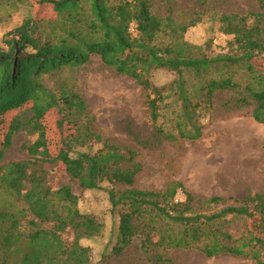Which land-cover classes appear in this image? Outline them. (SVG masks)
Returning a JSON list of instances; mask_svg holds the SVG:
<instances>
[{
    "label": "trees",
    "instance_id": "16d2710c",
    "mask_svg": "<svg viewBox=\"0 0 264 264\" xmlns=\"http://www.w3.org/2000/svg\"><path fill=\"white\" fill-rule=\"evenodd\" d=\"M156 1L31 0L35 6H49L55 17L31 14L5 34V46L0 48V129L14 113L7 146L20 132L36 139L23 146L26 159L0 166V264L92 263L90 248L82 240L100 235L104 224L80 210L71 185L53 187L44 164L56 162L64 164L83 190L102 189L105 181L112 185L107 189L109 202L119 215L115 255L138 241L155 264L167 261L169 253L177 250H196L208 257H248L254 264H264V193H249L227 204L219 196L197 197L179 181L161 190L137 187L143 166L135 160V152L76 121L87 114L79 93L67 84H48L49 78L99 56L106 67L134 78L143 88L155 142L199 139L198 109L220 91L237 92L236 105H252L253 118L264 125V64L260 63L264 12L220 15L223 33L232 36L231 53L211 56L185 39L189 28L202 21L209 0H195L202 10H196L189 21L179 19L176 8L160 15ZM233 65L247 72L246 84L230 72L211 73ZM160 69L177 72V79L168 86L154 84L152 74ZM189 72L199 80L196 85L203 101L190 93ZM171 98L179 106L174 131L160 122ZM54 111L60 129L66 124L76 128L75 134L62 137L57 153L51 151L45 122ZM92 138L102 142V148L95 153L81 151ZM235 220L243 224L240 236L229 230ZM68 229L74 233L69 242L63 238Z\"/></svg>",
    "mask_w": 264,
    "mask_h": 264
},
{
    "label": "rangeland",
    "instance_id": "374dc122",
    "mask_svg": "<svg viewBox=\"0 0 264 264\" xmlns=\"http://www.w3.org/2000/svg\"><path fill=\"white\" fill-rule=\"evenodd\" d=\"M31 2V0H30ZM26 0H0V48L5 46V34L21 24L33 14L40 19L54 18L49 6L33 5ZM261 0H209L202 21L190 27L185 39L192 45L202 46L211 56L231 53V35L223 33L219 16L222 14H247L251 11L264 12ZM32 4V5H31ZM156 11L167 15L176 8L179 19L189 21L199 8L195 0L156 1ZM218 16V17H215ZM264 59V53L260 55ZM264 64V60L260 61ZM211 73H233L238 82L246 84L249 75L238 66L220 67ZM190 93L195 100L205 98L196 84L193 73H186ZM59 76L48 79L50 86L67 84L79 93L87 106V114L78 117L80 124L90 125L92 133L104 139L129 148L135 152V160L143 169L137 176L136 186L143 189L161 190L172 181L181 182L184 187L200 198L219 196L227 204H235L249 193H264V125L252 116L253 106L238 107L235 103L238 93L220 91L210 103L204 102L198 109V121L202 125V136L197 140L181 139L155 142L154 127L143 88L137 81L106 67L99 56H93L90 63L74 70H64ZM177 79V72L156 70L152 81L158 86H168ZM163 111L162 125L174 131L172 123L177 118L179 106L173 98ZM12 113L0 129V166L11 160L20 161L28 157L25 144L35 141L36 135L20 132L14 135L7 146L9 121ZM59 115L50 113L45 122L49 131L51 151L57 153L62 137L73 135L76 128L66 124L63 129L57 126ZM73 120V119H72ZM73 120V121H75ZM81 151L97 152L102 142L92 138ZM151 140L143 145L141 141ZM6 147V148H5ZM50 171V183L55 189L65 184L71 185L79 197V208L83 213L95 216L104 224L103 232L93 238L82 240L90 248L91 264H155L151 254L140 248L135 241L123 254L112 252L117 242L119 215L111 209L107 189L111 185L103 182L102 189L83 190L76 180H72L61 162L46 163ZM112 186V185H111ZM183 194V193H182ZM180 198H184L181 195ZM229 230L233 235L243 234L241 220L231 222ZM66 241L74 239L72 229L63 233ZM167 261L161 264H254L248 257L222 254L208 257L196 250H177L169 253Z\"/></svg>",
    "mask_w": 264,
    "mask_h": 264
}]
</instances>
